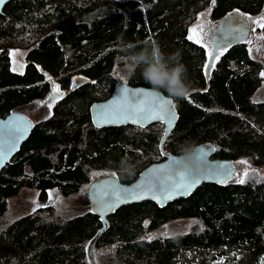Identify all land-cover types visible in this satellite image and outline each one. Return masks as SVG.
I'll return each mask as SVG.
<instances>
[{
	"label": "trees",
	"instance_id": "trees-1",
	"mask_svg": "<svg viewBox=\"0 0 264 264\" xmlns=\"http://www.w3.org/2000/svg\"><path fill=\"white\" fill-rule=\"evenodd\" d=\"M204 11L215 27L235 13L261 17L264 0L6 4L0 13V118L35 101L54 105L0 173V264H95L96 254L103 264H264V177L204 184L163 208L150 201L124 206L108 217L99 236L104 223L92 208L62 211L91 184L93 171L131 183L165 155L190 153L200 145L213 147L214 158H243L264 167V101H254L264 63L251 56L247 42L221 53L208 80L210 46L189 39ZM254 26L264 37V27ZM145 41L187 69L189 94L172 98L179 112L175 128L168 133L162 124L96 128L90 108L107 100L117 85L152 88L141 69L126 75L119 60L123 47L132 44L138 52ZM14 49L27 50L24 73L12 69ZM57 85L64 97H50ZM25 189L36 190L41 202L57 193L61 203L11 214L10 200ZM181 219L193 221L188 232L150 236Z\"/></svg>",
	"mask_w": 264,
	"mask_h": 264
},
{
	"label": "water",
	"instance_id": "water-1",
	"mask_svg": "<svg viewBox=\"0 0 264 264\" xmlns=\"http://www.w3.org/2000/svg\"><path fill=\"white\" fill-rule=\"evenodd\" d=\"M9 2L10 0H0V13H2L4 7ZM257 20L258 18H244L239 16L238 13L225 17L215 26V29L211 33L209 51L215 54L222 50L221 53H224L235 46L246 44L250 39L251 25L256 23L255 21ZM214 63L215 61L212 64L209 62L208 67H212ZM210 77V72H206V78L209 80ZM125 87L135 92L155 93L164 99L170 100L171 104L174 105L173 99L161 91L158 92L153 88L142 86L134 87L122 83L116 86L112 95L107 100L96 102L91 106V119L96 128L104 129L126 126L147 128L151 125L162 124L167 133L175 128L179 120V112L175 105L169 116L160 120L143 121V126H141V123H134L131 119L124 120L115 117L99 122L101 111L111 105L120 95L121 89ZM60 92L62 93L61 97H64L65 93L62 90H60ZM53 96H55L54 90L50 94V97ZM169 118H171L170 124L165 122V120ZM34 125L35 124L21 112H12L6 118H0V173L6 165L11 162L14 156L19 153L22 145L29 139L33 132ZM17 126L23 129L22 135L16 133V135L13 136L11 134L12 129ZM16 137L19 138L17 139ZM214 152L215 150L213 147L200 145L190 153L165 155L164 160L149 165L141 172L137 179L131 183H125L115 176H110L92 184L89 191L92 211L96 216L100 217L104 223V228L99 231L98 236L107 228L108 217L124 206L150 201L163 208L177 200L189 198L204 184L224 185L229 183L237 171L234 167V161L214 158ZM187 168H195L198 170L199 182L192 187L190 192H176L173 194L172 198L166 199L165 197L170 190V184L165 182V176L169 174L176 176L179 172ZM155 169H164L165 171L159 174L160 183L156 185L152 191H149L148 186L149 183L153 181ZM123 189H127L128 191H121ZM117 192H119V197H117ZM137 196H139V198H136ZM118 199L119 202L117 203ZM104 201L115 203V207L103 210L101 203ZM90 257L92 258L91 253Z\"/></svg>",
	"mask_w": 264,
	"mask_h": 264
},
{
	"label": "rangeland",
	"instance_id": "rangeland-1",
	"mask_svg": "<svg viewBox=\"0 0 264 264\" xmlns=\"http://www.w3.org/2000/svg\"><path fill=\"white\" fill-rule=\"evenodd\" d=\"M259 18H264V11L262 16ZM258 18V19H259ZM261 20V19H260ZM264 23V20L261 21ZM261 27V24H258ZM197 29L196 33L192 32V29ZM254 30V29H252ZM212 27L210 26V12L204 11L201 13L197 19V21L190 28V35L193 36V40L201 39V44H207L210 46V37L212 33ZM248 47L250 50V54L253 58L262 61L264 63V39L261 35L256 34V32L252 31L250 36V41L248 42ZM27 50L22 49H14L10 52L11 57V65L12 69L18 73H24L27 65L26 60ZM254 101L263 102L264 101V82L262 87L254 96ZM51 105V106H50ZM54 103L51 100H43V101H35L25 107L19 109V112L23 113L27 116L33 123H36L39 120L44 118H48L52 114V108ZM246 162V163H242ZM234 167L237 169L230 183H241L240 180L243 179V182H246L250 179H261L264 177V167L257 168L251 165V163L247 159H239L234 161ZM247 171L248 175L245 177L244 173ZM112 172L107 171H93L92 172V182L94 184L99 182L107 177L115 176ZM90 184V185H91ZM90 185L86 186L85 189L79 194L74 196L70 201L65 202L62 205V211L69 213L71 212H79L82 209V206H87V208H92L91 201L89 199V191L91 189ZM39 195L36 190L33 189H25L23 190L19 196L13 198L9 202L10 213L13 215H25L31 213L33 211L44 209L46 206L40 205ZM51 201H55L56 204L61 203V197L57 195V193H52V196L49 200L43 201L44 203H49ZM193 221L190 219H181L175 220L164 228H159L151 233L150 236L159 237V236H172L179 233L188 232ZM94 257L95 264H103V259L99 254H96Z\"/></svg>",
	"mask_w": 264,
	"mask_h": 264
},
{
	"label": "snow or ice",
	"instance_id": "snow-or-ice-1",
	"mask_svg": "<svg viewBox=\"0 0 264 264\" xmlns=\"http://www.w3.org/2000/svg\"><path fill=\"white\" fill-rule=\"evenodd\" d=\"M262 20H264V18H261V20H257L255 22L261 24V27H264V23H261ZM192 32L196 33L197 29H192ZM189 39H193V36H189ZM196 42L201 43L202 41L201 39H196ZM204 47L207 48L208 45L204 44ZM221 52L222 50L214 54L212 51H209L208 59L210 64L219 59V55L221 54ZM210 71L211 67L206 66V72ZM54 92L56 96H62L58 85L56 86ZM173 108L174 105L171 104L170 100L164 99L163 97H160L155 93L135 92L125 87L121 89L118 98L113 101V103L106 109H103L101 111L99 122H103L108 118L115 117L124 120L131 119L134 123H141V126H143V121L160 120L166 116H169ZM171 118L165 120V122L170 124ZM22 132L23 129L17 126L12 129L11 134L15 136L16 133H20L22 135ZM16 138L18 139L19 137ZM164 171V169L154 170L153 181L150 182L148 186L149 191H152L154 187L160 183L159 174ZM247 175L248 173L246 171L244 173V176L246 177ZM164 179L166 183L170 184V190L168 191V195L165 198L170 199L176 192H190L192 187L199 182V172L195 168H187L179 172L176 176H172L170 174L166 175ZM240 182L242 183L243 179H241ZM121 191L127 192L128 190L123 189ZM116 194L117 197H119V192H117ZM136 198H139V196H137ZM118 202L119 199L117 200V203ZM101 207L103 210H108L114 208L115 203L104 201L101 203Z\"/></svg>",
	"mask_w": 264,
	"mask_h": 264
},
{
	"label": "clouds",
	"instance_id": "clouds-1",
	"mask_svg": "<svg viewBox=\"0 0 264 264\" xmlns=\"http://www.w3.org/2000/svg\"><path fill=\"white\" fill-rule=\"evenodd\" d=\"M119 60L125 65L123 71L132 75L141 69L143 79L155 91L163 90L170 98L180 99L189 94L191 83L187 79L186 67L176 57H166L155 42L145 41L140 51L128 44L121 49Z\"/></svg>",
	"mask_w": 264,
	"mask_h": 264
},
{
	"label": "flooded vegetation",
	"instance_id": "flooded-vegetation-1",
	"mask_svg": "<svg viewBox=\"0 0 264 264\" xmlns=\"http://www.w3.org/2000/svg\"><path fill=\"white\" fill-rule=\"evenodd\" d=\"M38 203H40V205H43L44 204L45 206H49V203H44V202H41V201H39Z\"/></svg>",
	"mask_w": 264,
	"mask_h": 264
},
{
	"label": "bare ground",
	"instance_id": "bare-ground-1",
	"mask_svg": "<svg viewBox=\"0 0 264 264\" xmlns=\"http://www.w3.org/2000/svg\"><path fill=\"white\" fill-rule=\"evenodd\" d=\"M264 76V75H263Z\"/></svg>",
	"mask_w": 264,
	"mask_h": 264
},
{
	"label": "crops",
	"instance_id": "crops-1",
	"mask_svg": "<svg viewBox=\"0 0 264 264\" xmlns=\"http://www.w3.org/2000/svg\"><path fill=\"white\" fill-rule=\"evenodd\" d=\"M256 95V94H255Z\"/></svg>",
	"mask_w": 264,
	"mask_h": 264
}]
</instances>
